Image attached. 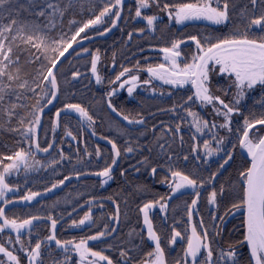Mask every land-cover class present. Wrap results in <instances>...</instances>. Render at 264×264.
<instances>
[{
  "label": "snow or ice",
  "instance_id": "snow-or-ice-1",
  "mask_svg": "<svg viewBox=\"0 0 264 264\" xmlns=\"http://www.w3.org/2000/svg\"><path fill=\"white\" fill-rule=\"evenodd\" d=\"M114 29L162 58L125 66L113 52L108 69L86 43ZM84 79L107 81L100 101L61 100ZM125 88L170 103L125 110L114 101ZM161 114L168 120L149 127ZM105 123L115 138L98 134ZM89 132L110 148L90 150ZM0 133L18 137L0 154V264H264V0H0ZM129 159L133 173L167 186L135 185L138 229L122 232L130 209L119 194L37 199L73 180L103 188L117 171L126 177ZM42 171L50 178L33 190ZM34 201L42 211H17ZM62 203L71 211L57 212ZM235 214L238 236L225 241Z\"/></svg>",
  "mask_w": 264,
  "mask_h": 264
},
{
  "label": "trees",
  "instance_id": "trees-1",
  "mask_svg": "<svg viewBox=\"0 0 264 264\" xmlns=\"http://www.w3.org/2000/svg\"><path fill=\"white\" fill-rule=\"evenodd\" d=\"M79 18V17H77ZM203 25H196V26H189L187 29H180L179 26L177 28L181 31H188V32H195L198 28H202ZM128 30H131L130 28ZM147 41H150L152 44L158 43V41L153 40L151 37H147ZM138 43H144V40L139 37H134V39L129 42L126 33H121L118 29H114L113 32L108 35L105 38L97 39L94 41L92 45H88L86 43V46L89 47H99L101 49V53L108 54L106 57H109V60H105L104 63L110 65L111 56L113 52H116L117 56V62L125 64V66H130L127 64L128 60L131 59H140L141 56H151L152 60H154L155 54L149 51H146L144 53H140L137 44ZM147 47V45L145 44ZM133 53H136L135 56H133ZM74 63H76L74 61ZM83 64L84 61H80L77 65L81 68L83 71ZM65 68H67V65H65ZM107 81H105L104 85H96L93 79V82L89 84L87 79H84L80 84H77L75 86V98L73 99L71 96L66 95L61 97V100L68 99L71 102H82L85 106H90L91 103H95L96 101H100L102 98V92L100 89H102L104 86H106ZM145 99L141 98V101H133L128 100V97L126 95L117 96L114 98L115 103L121 105L125 110H142L145 115L149 112H156L157 107H165L167 106L170 101H161V100H155V99H149V96H144ZM248 104H252V100L249 99L247 101ZM97 110V109H93ZM101 115L105 116V119H107V113H101ZM159 120L167 121L168 117L166 115H159V119L153 120L151 116H148V122L149 127H151V124L156 123L159 124ZM76 121L73 119L72 124L75 125ZM97 132L111 135L113 138L116 137V133L114 131H110L107 124L101 125L99 128H97ZM62 134V133H61ZM18 137H15L8 133H0V154L3 153H9L12 150H15L16 148V141ZM67 139V138H66ZM84 139L88 140V146L91 150L92 146L95 143H99L103 148H110L109 145H106V143L102 140H99L98 137H91L90 132L85 134ZM70 143L73 145V147L79 146L80 148H83L85 145L84 143H79L77 145L76 141H70ZM4 145H7V147H4ZM64 147L66 150H68V143L64 144ZM38 158L44 159V157L38 156ZM135 159H129V160H122L120 162V165L124 168H128V174L126 177H121L119 175V172L117 171L115 173V179L113 181H110L108 185L104 186L103 188L96 187L93 188L92 185L96 184V178L88 179L87 181L80 180L76 181L73 180L72 184L67 187L63 188L61 191L54 190L52 194H48L44 199L37 198L40 200L41 203L45 202H51L54 200L57 196L61 198L63 201L65 197H67L69 200L79 198L80 203L83 204L84 201L88 198L89 193H95L97 195H104L107 196L109 194H119L121 196V199L127 198L128 199V207L130 209L129 211V219L126 223L122 224L121 230L123 233H127L130 227H136L139 228V225L137 223V215H136V204L140 203V199H138L139 194L135 193L134 187L137 183H147L152 187L154 191L158 192H164L166 191V185H161L157 183L155 180H153L151 177L147 176V174L141 175L139 173H133L131 168L129 167L130 164H134ZM95 170V169H93ZM58 171H63V169H58ZM50 178L49 173L46 172H40V173H33L31 174V180L29 186L33 188V190H42L43 183L46 182V179ZM12 179H17L16 177H13ZM19 182L22 183V180ZM67 183V182H66ZM77 193H82L83 195L80 197H77ZM184 199H187L185 197ZM190 202V201H189ZM177 203L181 204V207H183V200H178ZM124 205L122 204V208ZM201 207L204 208V217L207 220V208L204 207V202L201 201ZM63 208H67L68 211H71V205L62 203L60 208H58L56 211L59 212ZM18 212L20 211H31L32 213H37L42 211L39 207V205L36 203V201L33 202V204L28 209L18 208ZM55 214V213H54ZM82 214V213H81ZM234 225L230 224V219L226 220L227 223L225 226H223V237L225 241H232L235 240L238 236V233L235 232L234 226L239 224V214H235L234 218ZM140 223H142V217L140 219ZM156 223L158 224L159 221L157 220ZM76 234L75 230L71 232H64L62 234V237H70L71 235Z\"/></svg>",
  "mask_w": 264,
  "mask_h": 264
},
{
  "label": "rangeland",
  "instance_id": "rangeland-1",
  "mask_svg": "<svg viewBox=\"0 0 264 264\" xmlns=\"http://www.w3.org/2000/svg\"><path fill=\"white\" fill-rule=\"evenodd\" d=\"M161 43H162V42H161ZM101 54H102V59H103V58H106V59H104V61H105V60H107V61L109 60V57H108V58L106 57L108 54H103V53H101ZM161 58H162L161 56H157V55H155L153 61H158V60H160ZM110 62H111V61H110ZM134 62H135V59H131V60H128V61H127V64L131 66V64L134 63ZM106 65H107V68H108V69H111V67H112L111 63H110V65H108V63H107ZM124 65H125V64H124ZM102 74H104V73H102ZM109 74H110V73H109ZM137 91L140 92L141 95H144L145 97H146V96H150V94H148V93H144V92L142 91V88H141V89H138ZM122 95H126V96L128 97V100H131V99H132L133 101H141V98H142V99H145V98L142 97L141 95H140V96H136L135 93L133 94V96L135 97V99H134L133 97H129V96L127 95L126 88H125V89H121V90H119V94H118V96L120 97V96H122ZM232 218H234V216H229L226 220H229V219H230V224L234 225V224H235V223H233V222H234V219H232ZM226 223H227V221L224 222L223 226H225Z\"/></svg>",
  "mask_w": 264,
  "mask_h": 264
},
{
  "label": "water",
  "instance_id": "water-1",
  "mask_svg": "<svg viewBox=\"0 0 264 264\" xmlns=\"http://www.w3.org/2000/svg\"><path fill=\"white\" fill-rule=\"evenodd\" d=\"M108 35H110V34H108ZM108 35H107V36H108ZM107 36H106V37H107ZM104 38H105V37H104ZM97 39H102V38H96L95 40H97Z\"/></svg>",
  "mask_w": 264,
  "mask_h": 264
}]
</instances>
